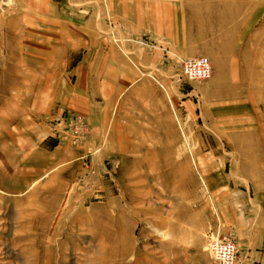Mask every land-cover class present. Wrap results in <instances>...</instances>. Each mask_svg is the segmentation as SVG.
Masks as SVG:
<instances>
[{
	"label": "rangeland",
	"instance_id": "374dc122",
	"mask_svg": "<svg viewBox=\"0 0 264 264\" xmlns=\"http://www.w3.org/2000/svg\"><path fill=\"white\" fill-rule=\"evenodd\" d=\"M99 48L138 82L67 111ZM261 210L264 0H0V264H216V236L245 264L226 217Z\"/></svg>",
	"mask_w": 264,
	"mask_h": 264
},
{
	"label": "crops",
	"instance_id": "0c3cea01",
	"mask_svg": "<svg viewBox=\"0 0 264 264\" xmlns=\"http://www.w3.org/2000/svg\"><path fill=\"white\" fill-rule=\"evenodd\" d=\"M116 52L114 58H112L108 53L103 52L99 48L97 54H94L95 56L87 55L84 57L82 62L73 68L76 76L75 85L71 86L65 78H61L62 82L56 85V89L53 92L54 100H57L62 108L67 109V111L78 110L83 112L85 116V110L91 104V96L98 95L99 93L107 94L108 86L113 87V91L116 92L119 88L124 90L128 86L137 83L138 80L134 76H130V74L133 75L132 67L126 64L120 53ZM62 64L63 62H59V75L63 76L61 68L64 66ZM53 85L52 83L51 87ZM124 86L125 88H123ZM113 91L110 90V96L113 95ZM107 122V112L99 113L95 121V124L100 128L99 132ZM158 126V130L162 132L161 121H158ZM233 218L229 214L226 217V225L229 230L233 229L230 234L235 236L237 243L242 245L243 250H247V253L244 255V263L250 264V261H252L254 262L253 264H264V210H261L257 217H254L256 220L251 221L240 233H238V221ZM239 234L243 235V240L240 239ZM204 243L201 241L202 245ZM186 247L185 243H179V252L185 253ZM195 247L190 246V250L192 248L195 249Z\"/></svg>",
	"mask_w": 264,
	"mask_h": 264
},
{
	"label": "built area",
	"instance_id": "2783aa9c",
	"mask_svg": "<svg viewBox=\"0 0 264 264\" xmlns=\"http://www.w3.org/2000/svg\"><path fill=\"white\" fill-rule=\"evenodd\" d=\"M181 75L189 81H205L211 76L210 62L205 57L183 60ZM206 249L216 264H236L238 261L235 241L229 236L213 237Z\"/></svg>",
	"mask_w": 264,
	"mask_h": 264
},
{
	"label": "bare ground",
	"instance_id": "6f19581e",
	"mask_svg": "<svg viewBox=\"0 0 264 264\" xmlns=\"http://www.w3.org/2000/svg\"><path fill=\"white\" fill-rule=\"evenodd\" d=\"M103 251V250H102ZM112 254V253H111ZM111 257V256H110ZM114 258V257H113ZM106 261V260H105ZM107 262V261H106ZM105 263V262H104ZM111 263V262H110Z\"/></svg>",
	"mask_w": 264,
	"mask_h": 264
}]
</instances>
